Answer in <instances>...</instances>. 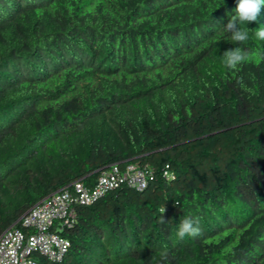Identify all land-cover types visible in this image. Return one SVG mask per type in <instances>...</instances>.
Instances as JSON below:
<instances>
[{
    "label": "trees",
    "instance_id": "trees-1",
    "mask_svg": "<svg viewBox=\"0 0 264 264\" xmlns=\"http://www.w3.org/2000/svg\"><path fill=\"white\" fill-rule=\"evenodd\" d=\"M236 0H0V233L102 172H144L74 206L59 261L264 264V7ZM248 50L236 69L223 53ZM243 78V83H240ZM164 222H161V209ZM199 218L201 235L177 237ZM166 252V257L161 255Z\"/></svg>",
    "mask_w": 264,
    "mask_h": 264
},
{
    "label": "built area",
    "instance_id": "built-area-1",
    "mask_svg": "<svg viewBox=\"0 0 264 264\" xmlns=\"http://www.w3.org/2000/svg\"><path fill=\"white\" fill-rule=\"evenodd\" d=\"M123 181L141 190L145 186L144 172L127 165L120 173L111 166L91 189L76 181L71 190L62 188L41 199L17 219L25 232L10 226L0 233V264H39L35 256L59 261L68 242L55 232L71 225L74 206L92 203Z\"/></svg>",
    "mask_w": 264,
    "mask_h": 264
},
{
    "label": "clouds",
    "instance_id": "clouds-1",
    "mask_svg": "<svg viewBox=\"0 0 264 264\" xmlns=\"http://www.w3.org/2000/svg\"><path fill=\"white\" fill-rule=\"evenodd\" d=\"M262 7H264V0H236L234 14L229 17L227 24L221 30L229 34L230 39L238 45L246 42L249 39V29L247 26L242 28L241 25L257 22ZM255 35L258 39L264 40V27L256 30ZM248 55L247 49H242L237 46L225 51L221 58L226 68L236 69L239 65L247 61ZM240 83H243V78H241ZM161 212V222H164L163 213L165 212V207L161 209ZM201 233L202 229L199 226V218L189 216L180 221L177 237L182 240L185 236L197 237ZM161 255L166 257L167 253L162 252Z\"/></svg>",
    "mask_w": 264,
    "mask_h": 264
}]
</instances>
